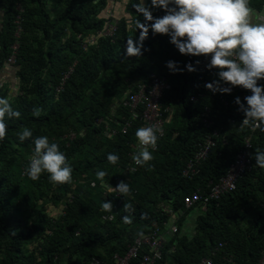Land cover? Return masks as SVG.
Returning <instances> with one entry per match:
<instances>
[{"label":"trees","instance_id":"obj_1","mask_svg":"<svg viewBox=\"0 0 264 264\" xmlns=\"http://www.w3.org/2000/svg\"><path fill=\"white\" fill-rule=\"evenodd\" d=\"M137 2L0 0V74L12 66L18 79L17 90L11 93L3 85L0 97L9 98L13 109L21 113L18 119L6 120V137L0 141V264H94L95 258L112 264L115 253L127 252L137 231L145 235L163 229L171 220L162 203L184 211L162 262L196 264L224 242L219 255L233 257L232 264H258L264 251V168L255 165L254 154L256 149L264 151V131L242 126L240 106L222 104L220 92L204 85L205 80L218 79L219 69L207 68L211 55L181 54L168 35L149 30L143 55L126 56L128 38L133 37L139 46L137 22H145L133 7ZM146 4L151 6V0ZM249 5L253 14L264 11V0H249ZM109 8L119 18L116 34L102 35L84 47L87 36L104 30ZM152 12L157 17L165 15L161 8ZM19 13L23 30L16 37ZM16 41L20 43L17 61L9 64ZM169 61L177 62L183 71L171 70ZM189 63L196 71L187 70ZM153 74L167 76L172 84L162 99L163 107L170 108L165 134L158 140L154 159L131 173L127 169L138 143L135 132L143 123L132 119L122 100ZM199 92L206 96L192 101L190 96ZM206 105L212 108L211 128L201 119ZM35 108L42 110L39 117L33 115ZM126 122L131 123L127 133L106 134L108 127L120 129ZM24 128L31 129L34 137L48 136L59 144L73 169L70 184L50 183L47 173L38 180L29 178L26 166L34 144L19 140ZM251 132L253 167L237 189L206 207L198 203L187 208L185 195L199 187L206 189L211 180L225 175ZM212 135L216 145L201 173L193 179L184 176L199 144ZM109 153L119 155L118 164L108 163ZM97 170L107 171L104 181L97 179ZM121 181L132 188L126 199L108 190L110 184L115 187ZM126 200L133 208L130 213L123 210ZM105 201L113 203L112 212L102 210ZM105 214H114V220L104 219ZM124 215L131 216V225L123 222ZM131 264L142 262L139 258Z\"/></svg>","mask_w":264,"mask_h":264},{"label":"clouds","instance_id":"obj_2","mask_svg":"<svg viewBox=\"0 0 264 264\" xmlns=\"http://www.w3.org/2000/svg\"><path fill=\"white\" fill-rule=\"evenodd\" d=\"M133 7L142 14L145 22L138 21L140 30L139 46L133 37L127 40L126 56L138 57L143 55V41L149 30L155 34H166L181 54L193 56L211 55L207 64L209 70L219 69L218 79L205 86L212 92L231 93L232 88L242 86L251 91V95L244 97L247 106L236 97L235 103L245 114L243 124L251 125L253 130L264 131V85L258 81L264 78V23H253V9L249 0H151V6L146 0H138ZM153 8H161L165 15H153ZM199 63V61H197ZM167 66L173 71H183L177 67V62L169 61ZM188 71H196L189 63ZM224 85H230L225 87ZM41 109L35 108L33 115L39 117ZM21 113L13 109L9 98L0 97V141L6 137V120L20 118ZM160 129L156 125L140 127L135 136L138 144L132 156L136 165H148L154 159L153 152L157 149ZM21 142L31 140L34 149L26 166V173L32 180H38L43 173L48 174V180L55 185L70 184L73 180V169L67 161L66 155L60 150L56 142H50L48 136H33V131L24 128L19 134ZM255 165L264 168V151L255 150ZM120 157L109 153L107 161L116 165ZM97 179L104 181L108 173L97 170ZM109 192L129 197L132 193L131 185L121 181ZM113 203L105 201L101 208L105 212L113 211ZM124 212H132L133 208L127 202ZM125 224L133 223L130 215L122 217ZM142 237L143 232L137 231Z\"/></svg>","mask_w":264,"mask_h":264},{"label":"built area","instance_id":"obj_3","mask_svg":"<svg viewBox=\"0 0 264 264\" xmlns=\"http://www.w3.org/2000/svg\"><path fill=\"white\" fill-rule=\"evenodd\" d=\"M117 1V0H111ZM17 9L21 12L22 6L19 4ZM108 18L104 30L99 31L96 34H90L84 39V47L87 44H94L97 42L98 38L102 35L113 37L116 34L119 18L116 15L114 9L109 8L107 10ZM257 21L259 23H264V12H260L257 16ZM16 24V37H20L23 30L22 27V16L19 13L15 19ZM81 36V35H80ZM19 41H16L12 45V54L8 58L9 64H14L17 61V53L19 48ZM73 68L71 67L69 71L64 74L63 82L70 76ZM216 79L205 80L204 85L207 83L214 82ZM259 85L264 84V78L258 81ZM225 87H230V85H224ZM60 88V87H59ZM172 88V84L165 75L153 74L152 79L146 83H139L136 90L131 91L126 98L122 100V104L129 109L132 119L139 120L143 123L142 127H148L151 125H156L161 130L159 137L165 134V118L167 116L169 107H163L162 99L166 92ZM247 91H241L239 86L233 87L231 93H220L221 103L228 106L231 102H235L236 97H240L243 102L244 97L248 96ZM206 96L205 92H199L198 94H192L190 99L192 101H197L200 97ZM237 104V103H236ZM240 108V107H239ZM240 111V110H239ZM242 122L245 118V114L241 111ZM243 114V115H242ZM201 119L207 128H211L214 125V119L212 118V108L210 105H206L201 113ZM242 124L244 127H249L251 131L253 130L251 125ZM232 124H236V119H232ZM131 123L126 122L124 126L120 129L108 127L106 134L109 137H113L119 134V132L127 133L130 128ZM257 130V129H256ZM214 134H218L217 131ZM138 144V143H137ZM244 147L237 153L234 160L231 162L227 173L221 176L217 181L211 180L207 184V188L203 189L201 187L194 190L192 193L185 195L184 204L187 208L193 207L198 203L206 207L211 201L219 200L225 194L237 189L239 180L253 167V155H252V132L249 133L244 139ZM216 145V140L214 135L206 138V141L199 144V148L195 155L186 164L183 175L193 179L195 176L201 173L204 161L209 157L212 149ZM158 148V145H157ZM137 150V149H136ZM135 150V152H136ZM133 152L131 156L135 154ZM138 166L132 159V162L128 166V171L135 173L138 170ZM93 186L96 185L95 182L92 183ZM163 212L167 213L171 218L170 221L165 222V227L163 229H154L151 232L143 235L142 237H136V239L129 245V248L125 254H114V261L112 264H131L134 259L141 260L142 264H169L168 261L162 262L164 257V251L166 245L169 242L170 236H173L179 231L178 220L180 216L184 213L183 210H175L171 206L162 203L160 205ZM106 220H114V214H105L103 216ZM225 243L220 242L218 246L215 247L211 255L201 258L196 264H232L235 262L233 257L220 256L219 252L223 249ZM216 256L219 257L216 260ZM94 264H110L103 263L101 260L95 258ZM258 264H264V251L262 252L261 258Z\"/></svg>","mask_w":264,"mask_h":264},{"label":"crops","instance_id":"obj_4","mask_svg":"<svg viewBox=\"0 0 264 264\" xmlns=\"http://www.w3.org/2000/svg\"><path fill=\"white\" fill-rule=\"evenodd\" d=\"M123 4H125V2L123 1ZM264 12V11H263ZM259 13L257 14H253V23H259L257 21V16ZM2 20V13H0V22ZM17 83H18V79L16 77V68L12 67V66H7L0 74V87L5 85L7 87H10V91L15 92L17 90ZM188 222H190L188 220Z\"/></svg>","mask_w":264,"mask_h":264}]
</instances>
